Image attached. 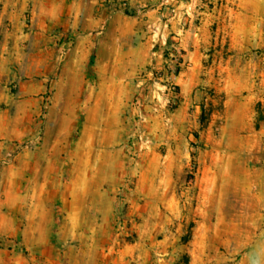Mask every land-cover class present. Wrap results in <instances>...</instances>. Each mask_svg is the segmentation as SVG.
<instances>
[{
  "label": "rangeland",
  "instance_id": "374dc122",
  "mask_svg": "<svg viewBox=\"0 0 264 264\" xmlns=\"http://www.w3.org/2000/svg\"><path fill=\"white\" fill-rule=\"evenodd\" d=\"M95 1L0 0V264H264V0Z\"/></svg>",
  "mask_w": 264,
  "mask_h": 264
},
{
  "label": "crops",
  "instance_id": "0c3cea01",
  "mask_svg": "<svg viewBox=\"0 0 264 264\" xmlns=\"http://www.w3.org/2000/svg\"><path fill=\"white\" fill-rule=\"evenodd\" d=\"M96 10H98L99 12H101V9L98 8L96 9V1L95 0H88L87 2H84L83 0H81V2L78 4L77 6V38H78V44H77V48L76 50H78V52H81L83 50L85 51H89V61L87 64V72H91L90 68H92L94 66V64L98 61L96 58V55L94 54V50L96 47V43L93 42V38L91 37L93 34V27L98 26L101 28H104V26H102V23H104V21L102 20H91L90 18H86V17H90L92 12H95ZM85 12H87V14H85ZM104 25V24H103ZM92 58H94V64H91V60ZM114 69V68H113ZM17 197H12L9 196L7 198V200L3 201L2 197L0 196V212H2L1 207L3 208H7L9 211V215H12V213L15 212V210L17 209L14 208L11 203L13 204L15 201L17 202V204L19 202H24V200L22 198H20L21 200H17ZM14 264V262H12Z\"/></svg>",
  "mask_w": 264,
  "mask_h": 264
},
{
  "label": "trees",
  "instance_id": "16d2710c",
  "mask_svg": "<svg viewBox=\"0 0 264 264\" xmlns=\"http://www.w3.org/2000/svg\"><path fill=\"white\" fill-rule=\"evenodd\" d=\"M95 62H94V58H92V60H91V64L93 65Z\"/></svg>",
  "mask_w": 264,
  "mask_h": 264
}]
</instances>
